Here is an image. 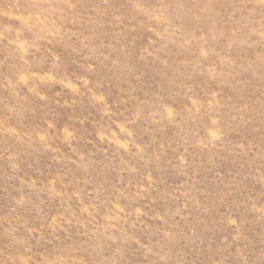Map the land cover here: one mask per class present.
I'll use <instances>...</instances> for the list:
<instances>
[{
	"label": "rangeland",
	"instance_id": "1",
	"mask_svg": "<svg viewBox=\"0 0 264 264\" xmlns=\"http://www.w3.org/2000/svg\"><path fill=\"white\" fill-rule=\"evenodd\" d=\"M0 264H264V0H0Z\"/></svg>",
	"mask_w": 264,
	"mask_h": 264
}]
</instances>
